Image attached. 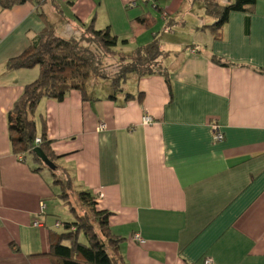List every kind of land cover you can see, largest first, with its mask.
I'll use <instances>...</instances> for the list:
<instances>
[{
  "label": "crops",
  "instance_id": "obj_1",
  "mask_svg": "<svg viewBox=\"0 0 264 264\" xmlns=\"http://www.w3.org/2000/svg\"><path fill=\"white\" fill-rule=\"evenodd\" d=\"M51 1L60 11L64 0ZM89 2L77 19L63 18L66 38L81 35L80 22L97 4ZM196 2L199 12L191 0L183 32L179 21L164 19L156 32L137 21V36L119 46L129 52L157 37L169 82L160 73L133 74L131 88L124 82L115 92L110 79L96 76L87 83L89 99L72 90L38 105L37 119H46L57 163L75 188L103 194L98 207L112 212L128 264H264V0L232 11L220 38L203 27L209 14ZM39 10L31 3L0 9V264H52L45 253L62 227L48 204L40 213L41 202L59 194L53 175L15 155L7 121L39 75L6 68L48 21ZM145 115L154 122L144 124ZM214 125L224 134L219 141ZM38 219L41 227L33 225Z\"/></svg>",
  "mask_w": 264,
  "mask_h": 264
},
{
  "label": "trees",
  "instance_id": "obj_2",
  "mask_svg": "<svg viewBox=\"0 0 264 264\" xmlns=\"http://www.w3.org/2000/svg\"><path fill=\"white\" fill-rule=\"evenodd\" d=\"M47 0H0V9L5 10L16 5L31 3L40 9ZM257 0H233L229 4H220L217 0H202L206 12L217 20L203 25L221 37V29L232 11H249ZM45 15L44 12L41 13ZM140 23L150 26L152 17L139 16ZM95 19L85 26L82 35L91 40L95 50L81 44L80 37L60 36L46 20L41 32L31 40L29 46L19 55L7 60L8 70L39 68L38 77L25 85L22 94L8 111L7 121L12 150L22 161L30 158L37 165L33 170L47 169L53 175V183L59 184L61 192L56 196L72 205L74 220L61 222L62 231L51 233V248L45 253L52 264H128L122 254L124 237L115 234L110 227L112 212L98 207V197L89 190H77L73 178L67 170L57 163V155L52 148V140L47 133L46 119H37L38 105L44 98L62 101L72 90L80 91L83 99H89L87 83L91 75L110 79L115 92L120 91L124 82L136 74L139 77L160 73L169 82L168 73L162 66L165 52L161 49L157 37L147 44L139 45L129 52L119 48V38L113 34L110 26L97 29ZM89 36V37H88ZM127 43L124 39L122 44ZM111 56L116 60L112 71L101 66L102 59ZM213 60L219 64H228L218 57ZM131 96L128 93L129 97ZM115 97V93L109 96ZM40 138V142L36 139ZM40 147L57 167L50 169L34 153ZM64 170L63 178L58 171ZM71 194L77 197V204Z\"/></svg>",
  "mask_w": 264,
  "mask_h": 264
},
{
  "label": "rangeland",
  "instance_id": "obj_3",
  "mask_svg": "<svg viewBox=\"0 0 264 264\" xmlns=\"http://www.w3.org/2000/svg\"><path fill=\"white\" fill-rule=\"evenodd\" d=\"M72 3L70 0H64L63 4L61 5L60 11L55 8L52 4L51 0H48L41 8L40 12H44L49 23L52 25L53 28L56 29L57 33L61 36H65L63 34L64 24L66 20L63 18H76V11H82V8L86 10V7L89 6L90 0H73ZM96 7L93 9L92 15L87 20L86 25H89L92 19H95V27L97 29L104 28L107 25L111 26V30L113 34L118 35L119 37V46H121L122 41L127 38H133L137 36L136 27L140 23L138 20L139 16H143V13L146 16L152 17V24L150 26H146L142 23V27L144 29H150V32L157 31L162 28L164 25V19L168 21H179L178 30L183 32L182 28V21L188 19L190 14L188 10L190 8L191 0H95ZM136 1L137 5H132V2ZM197 1V0H196ZM193 0V9L199 12V3H194ZM232 1H226L225 4H229ZM62 12V13H61ZM84 12V11H83ZM65 15L64 17L61 15ZM83 14V13H82ZM85 14V13H84ZM208 14V13H207ZM167 17V18H166ZM207 22L213 23L217 20V17L211 15H205ZM138 21V24L136 23ZM83 26V22H80ZM152 28V29H151ZM187 34V32H185ZM82 35V33H81ZM80 35V36H81ZM85 35V34H84ZM82 35L81 44L92 48L95 50V46L92 44L91 40L86 36ZM176 35H179L178 33ZM79 36V37H80ZM129 36V37H127ZM66 37V36H65ZM89 37V36H88ZM116 60L113 59L111 56H105L102 59L101 66L105 67L106 70L112 71L114 69ZM38 67L36 70L38 71ZM96 75H91L89 83H92L95 79ZM104 83L109 84L110 81L108 79H103ZM132 86L131 80L124 84V87L129 89ZM33 163L32 161H30ZM35 165V163H33ZM61 177L66 178V172L64 170L58 171ZM45 175L50 177V171L45 170ZM55 191L61 192V188L59 184H54ZM71 199L73 202L77 204V197L74 194H71ZM48 204V212H50L51 218L54 220H59L62 223L65 221H72L75 218V215L71 212L72 205L68 203L67 200L60 198L58 196L52 197L45 201ZM56 230L62 231L63 227H55Z\"/></svg>",
  "mask_w": 264,
  "mask_h": 264
},
{
  "label": "built area",
  "instance_id": "obj_4",
  "mask_svg": "<svg viewBox=\"0 0 264 264\" xmlns=\"http://www.w3.org/2000/svg\"><path fill=\"white\" fill-rule=\"evenodd\" d=\"M132 5L136 6L137 2L133 1ZM153 122H154V118L151 115L143 116V123L144 124H151ZM105 128H106V125L104 123L99 124V130H102V129H105ZM213 131H214V140L215 141H219V140L224 138L223 132L218 128L217 125L213 126ZM36 142H40V138H37ZM19 158L21 159V157H19ZM100 196L102 197L103 194L99 195V197ZM46 207H47L46 203L45 202H41V211H40L41 214H43L45 212ZM33 225L36 226V227H41L43 225V220H41V219L35 220L33 222ZM136 239L138 241H141V242L143 241V239L141 238V236L139 234L136 235ZM206 262H207V264H210V260H207Z\"/></svg>",
  "mask_w": 264,
  "mask_h": 264
},
{
  "label": "water",
  "instance_id": "obj_5",
  "mask_svg": "<svg viewBox=\"0 0 264 264\" xmlns=\"http://www.w3.org/2000/svg\"><path fill=\"white\" fill-rule=\"evenodd\" d=\"M34 153H36V155L43 160L46 166H48L52 170H56L57 165L53 161H51V159L40 147H36L34 149Z\"/></svg>",
  "mask_w": 264,
  "mask_h": 264
}]
</instances>
